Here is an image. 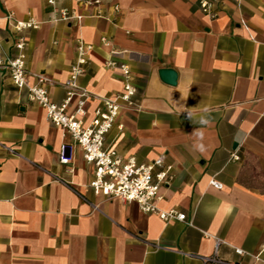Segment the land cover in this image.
Returning a JSON list of instances; mask_svg holds the SVG:
<instances>
[{
    "label": "crops",
    "instance_id": "0c3cea01",
    "mask_svg": "<svg viewBox=\"0 0 264 264\" xmlns=\"http://www.w3.org/2000/svg\"><path fill=\"white\" fill-rule=\"evenodd\" d=\"M63 8L82 19L58 20ZM214 11L198 0H0V59L24 36L29 82L48 76L55 102L80 40L92 46L80 84L102 97L123 92L121 71L106 66L122 52L135 105L107 144L141 163L164 155L172 179L158 206L187 216L167 223L95 195L82 152L60 162L70 138L0 66V264H264V0H217ZM8 14L40 25L19 34ZM161 69L177 72L175 85Z\"/></svg>",
    "mask_w": 264,
    "mask_h": 264
},
{
    "label": "built area",
    "instance_id": "2783aa9c",
    "mask_svg": "<svg viewBox=\"0 0 264 264\" xmlns=\"http://www.w3.org/2000/svg\"><path fill=\"white\" fill-rule=\"evenodd\" d=\"M217 0H198L203 13L216 18L214 5ZM51 5L56 0H48ZM99 3V0H96ZM118 10V9H117ZM8 21L17 33L28 29H37L40 25L35 20L21 21L8 14ZM58 20L72 22L80 21L82 16L76 12L63 8L59 11ZM106 44L107 40L104 38ZM2 38L0 36V48ZM27 40L19 35L15 43V52L6 60L0 59V66L10 75L13 84L19 89H26L30 102L45 109L48 120L55 126L63 129L64 141L61 146L59 160L69 163L74 157V149L82 152L85 163L92 168L93 176L86 187L95 195H102L106 199H120L126 203H135L146 214H156L167 223L172 221H186L183 212L174 209L163 210L158 206L161 200L160 189L169 184L171 166L166 165L165 156L160 155L151 162L141 163L135 157L124 159L114 148L107 144V137L116 125L121 111L133 107V98L137 89L133 83L130 66L126 63L118 64L117 58L122 55L120 51H112L106 66L118 69L124 77L123 92L114 98L102 97L93 93L80 84V78L85 74L89 62L88 54L92 46L79 41L77 56L71 66L70 76L62 85L66 96L61 102H55L50 95L48 85L52 80L45 74H36L34 82H29L27 71ZM98 101L92 114L86 109L88 101ZM14 154L15 151L11 150ZM232 160H239L237 154ZM211 185L217 189L223 187L222 183L211 180ZM237 254L244 255V250L236 249ZM206 262L224 263L215 258H203Z\"/></svg>",
    "mask_w": 264,
    "mask_h": 264
},
{
    "label": "water",
    "instance_id": "95a60500",
    "mask_svg": "<svg viewBox=\"0 0 264 264\" xmlns=\"http://www.w3.org/2000/svg\"><path fill=\"white\" fill-rule=\"evenodd\" d=\"M163 81L168 84L175 85L177 82V72L172 69H161L159 71Z\"/></svg>",
    "mask_w": 264,
    "mask_h": 264
},
{
    "label": "clouds",
    "instance_id": "9594fccd",
    "mask_svg": "<svg viewBox=\"0 0 264 264\" xmlns=\"http://www.w3.org/2000/svg\"><path fill=\"white\" fill-rule=\"evenodd\" d=\"M208 111H209V109H207V108L204 109V112L205 113H207ZM189 116L191 117L192 116V113H189ZM200 123H202V124H209L210 123V120L209 119H206V118H201ZM196 135L197 136H200L201 133L200 132H197ZM197 147H200V150H203L201 146L197 145Z\"/></svg>",
    "mask_w": 264,
    "mask_h": 264
}]
</instances>
